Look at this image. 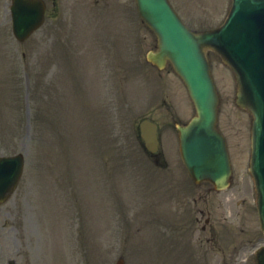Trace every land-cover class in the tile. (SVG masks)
Segmentation results:
<instances>
[{
	"label": "rangeland",
	"instance_id": "1",
	"mask_svg": "<svg viewBox=\"0 0 264 264\" xmlns=\"http://www.w3.org/2000/svg\"><path fill=\"white\" fill-rule=\"evenodd\" d=\"M0 1V23L2 24V28L7 30L5 35H3L2 46L0 45V57H2L0 58V114L3 113L4 116H7L6 109L9 108V112H12V108H10L12 106L16 109V104L11 103L13 99L12 92L14 94L16 91L18 92V99L14 94V102L18 101L19 110L17 119L12 115H8L11 120L8 123H5L0 118V150H4L5 152H23L27 158L26 173L19 189V193L23 194V199L18 200V202L15 199L0 210V225H3L1 216L7 215L10 218L11 212H15L18 216V219L12 216L11 220H13V223L5 231V234H0L2 258L5 259L12 256L16 245L24 249H27L29 246L32 249L34 264H43L47 256L48 238L52 239L51 234L46 233L47 229L44 225L43 215L45 219L49 218L53 233L56 236L61 234L62 221L67 217L65 214L67 213V209L60 201L61 207L58 208L59 204H55L57 200H60L58 195L60 189L64 197L66 196V192L68 197L67 202L72 204V198L68 194H70V184L73 183L74 186L78 185L80 189V191L78 190V195L81 212L78 209L77 197L75 195L76 199L75 203L73 202V206L78 209V212L75 211V213L68 215L65 225L67 233L66 241L69 250L73 252L74 260L76 257H80L82 259L81 264H115V261L119 257H124L127 264H131L132 256L129 244L127 247V240L129 242L133 232L129 231V228L124 223L126 219H131L130 213L125 212L126 219L121 213L123 216L121 215L119 218L121 222L120 227H114L113 237L111 234L112 226H109L105 231L102 229L99 236L95 234V229L93 228L95 226L97 229H101L108 222L109 208L106 200L108 198L110 201L113 197V191L108 186L106 187L102 179L99 178L98 165L95 164V159L97 160L96 155L98 154L95 151L101 147L100 143H103L102 147L109 149L102 153L107 161H110L108 162V166L111 169L117 166L116 162H112V160H119V163H122L129 158L130 154L133 155L140 149V144L130 131V126L134 132L137 121L145 115H153L161 121L165 120V118L160 117L159 111L156 110L160 99H162L164 90L159 91L158 98L152 101L146 108L135 110L132 113L129 111L132 110L133 106L129 103L131 109L128 110V103H124L125 99L121 95V90L127 82L128 64L137 65L144 62L145 54L151 47V43L148 41L149 33L139 25L136 31L133 32V39H135L138 49L137 53L133 49L131 55L116 56L119 63L115 61V66L111 67L113 72L111 70L109 78L110 83H113V88L112 86L111 88L109 86L104 88V104L110 103L112 106L113 124L108 125L105 117L102 119L109 130L105 128L103 122L98 118L100 125L104 127V130L101 131L102 134L109 136L111 142L106 143L107 138L104 136H101L104 140V142H101L100 135L97 133L96 116L92 118V108L95 109V105L93 104L91 108L90 89L87 86L89 82L86 79V71L82 69L85 64L93 61L90 53L84 55L82 61L76 60L78 72L75 75L71 73L65 74L63 86L58 96L59 104L57 105V112L54 111V115L51 112V89L55 84L60 86L59 75L66 71L65 61L67 62V69H69L72 61L75 60L74 55L78 57L75 54V48L66 50L64 48L66 41H60V27L63 24V20L59 21V19H71L73 10L59 9L54 11L51 8V15L56 13L53 16V20L49 19L47 25L29 41L19 44L12 34L11 20L8 12L9 0ZM187 1H195V8L187 6L186 3H180L179 0H173L179 11L185 16L187 22L196 30L216 27L224 20L232 2V0ZM132 3V13L135 12L138 19L134 0H132ZM56 16L58 18H55ZM180 16L183 19V16ZM122 21L126 20L110 16L108 20L102 17H95V22L87 25L80 23L76 36L82 39L80 40L81 42L89 41L91 37L108 36L109 49L96 43V50L114 54V51L118 49L124 53L128 48V43L122 37ZM107 23L110 25H107ZM62 51L63 54L60 55ZM83 54L84 51L80 50L79 55ZM4 56L7 58L8 63L3 58ZM96 63L97 55L95 56V66ZM213 64L218 90L222 99L220 127L230 137L232 142L233 162L235 166L234 177L237 184L232 191L227 193L228 195L234 193V196H237L239 200L246 198V201L250 202L251 199L244 189V184H247L248 192L250 188L248 160L244 158L246 150L239 148L241 146H249L251 119L250 116L236 107V83L232 72L225 68L216 57H213ZM8 65L12 71V83L17 82V85L12 86L11 89L8 83ZM147 69L152 71L149 67ZM147 69L145 68L146 72ZM49 70L50 73L52 71L50 79L48 78L47 80L46 78V81L42 82V77L45 76V73L47 77ZM131 76L136 77L139 81L136 82L133 77L131 78L128 85L127 98L136 103L137 106L140 103H148L149 99L153 96L155 85L147 84L142 79L143 76L140 72L131 73ZM91 77L92 73L90 72L89 80H91ZM49 82L51 85H49ZM170 82L173 84L174 89ZM97 83L98 81L95 78V85ZM165 83H167V93H171L172 90L174 93L177 91L178 84L176 80L168 74H165L163 84ZM96 91L95 88V96ZM44 94L47 99L42 98ZM171 98L177 103L176 95L171 96ZM52 104L54 105L55 102L52 101ZM122 114H126L130 118H126ZM56 116L59 122H56ZM29 118L31 120V127L28 125ZM45 121L47 122V127L44 125ZM58 123L60 126L62 125L61 128L57 125ZM114 128L119 129L116 131V137ZM44 130L50 138L51 152L41 162L42 157L37 141L38 136L44 134ZM233 132L237 133L236 140L239 148L235 146L236 142L232 135ZM7 134L8 138L5 137ZM97 140L98 143L95 146ZM60 145L64 147L66 152L62 153L60 151L62 148ZM117 146L121 147V150ZM58 148L59 151H57ZM167 148L172 155L176 156L175 143L169 141ZM238 150L240 151L238 152ZM71 166L72 174H70ZM127 167V165H124L123 169ZM74 177L77 185H75ZM125 181H127L131 188L128 192L129 197H157L153 193L152 188L155 185L156 179L148 169L146 162L141 170L130 173ZM112 182L117 183L115 178H113ZM162 197H165V195L162 194ZM16 202L17 205H14ZM13 206L17 207L12 208ZM239 210L242 215L248 214V209L246 208H240ZM81 213H83L84 218ZM88 219H90L92 227L85 226V220ZM172 231L182 237L186 235L184 230L177 231L173 229ZM149 232L147 235L138 237L137 243L132 249L135 260L139 264L191 263L188 256H185L180 250L177 251L171 245L157 239L156 235L152 234L150 230ZM50 247L53 248L52 243ZM49 255H51V251ZM62 257L63 249L60 246V252L53 254V259L56 263L59 262L58 264H64L63 261H60Z\"/></svg>",
	"mask_w": 264,
	"mask_h": 264
},
{
	"label": "water",
	"instance_id": "2",
	"mask_svg": "<svg viewBox=\"0 0 264 264\" xmlns=\"http://www.w3.org/2000/svg\"><path fill=\"white\" fill-rule=\"evenodd\" d=\"M203 128H206V125H201ZM204 141V140H203ZM200 146H202V150L200 151L201 152V158H204L206 157L207 155H214V143H206L204 142L203 144L202 143H199ZM199 149L198 148H189V152H190V157H191V160L192 162L194 161V156L197 155V151Z\"/></svg>",
	"mask_w": 264,
	"mask_h": 264
}]
</instances>
